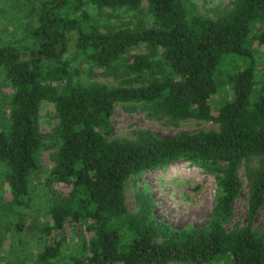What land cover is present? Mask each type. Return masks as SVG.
I'll list each match as a JSON object with an SVG mask.
<instances>
[{"label":"trees","instance_id":"1","mask_svg":"<svg viewBox=\"0 0 264 264\" xmlns=\"http://www.w3.org/2000/svg\"><path fill=\"white\" fill-rule=\"evenodd\" d=\"M28 1L36 21L25 32L29 46L0 45V78L12 89L8 121L0 127V184L12 204L27 206L33 175L41 170L37 155L47 150L52 167L43 185L67 182L72 189L47 206L36 254L18 237L21 249L10 264H264V234L253 229L264 205V91L251 99L256 64L247 47L264 45V0H232L215 18L190 13L185 0ZM142 1L148 28L105 29L101 19L77 13L89 6L141 14ZM141 44L148 54L129 56ZM231 56L246 65L225 69ZM86 68L106 74L119 68L133 78L129 87L87 83L80 78ZM44 102L55 107L58 120L47 144L38 132ZM117 104L175 122L213 121L218 128L167 138L139 130L132 141L109 140ZM180 162L216 180L204 227L176 230L157 221L143 193L136 195L139 212L127 210L129 178ZM240 167L249 183L247 220L227 231L241 193ZM15 224L23 233L24 225ZM67 224L76 229L73 246L65 238Z\"/></svg>","mask_w":264,"mask_h":264},{"label":"rangeland","instance_id":"2","mask_svg":"<svg viewBox=\"0 0 264 264\" xmlns=\"http://www.w3.org/2000/svg\"><path fill=\"white\" fill-rule=\"evenodd\" d=\"M232 0H185V5L190 13L198 16L215 18L217 12L227 6ZM141 14L126 13L118 9H104L101 13L89 6L82 10L92 17L101 19L105 29H119L124 27L150 26L149 17L146 14V2L140 3ZM31 3L28 0H0V45L15 44L18 48H27L30 40L25 38V32L29 26H36V21L29 13ZM102 29V30H105ZM257 30H254L255 36ZM256 69L254 75V93L251 99L264 91V45L256 41L251 46ZM161 53V51H159ZM146 45L141 44L132 48L130 55H146ZM70 56V52L67 53ZM26 59L28 56H25ZM232 57V56H231ZM233 62L225 64V69L243 68L247 61L238 57H232ZM73 65V64H72ZM80 78L87 83L102 84L108 87H129L128 77L121 69L113 74H106L101 69H84ZM133 86H138L133 84ZM12 95V89L3 85L0 78V127L8 121V99ZM216 100L212 102L215 105ZM132 105L117 104L113 115L110 117L109 140L132 141L136 131L144 130L158 138L172 137L181 133L194 134L199 131H216L217 123L186 119L171 121L166 117H153L144 110L128 109ZM38 118V132L47 144V138L51 136L57 125L55 107L49 103H42ZM51 152L40 150L38 161L40 171L33 175L30 183L31 196L27 206L12 204L9 189L5 183L0 184V264L15 263L16 253L21 249L18 237L24 239L23 247L32 256L38 249L39 233L37 227L45 221L46 208L54 198H65L72 189L70 183L43 185L47 171L52 167L49 158ZM252 168L256 167V161H250ZM5 174V168L0 164V178ZM241 183V193L233 203L232 217L225 224V230L244 226L248 213L249 183L243 176V168L237 173ZM124 196L127 210L134 214L139 212L136 201L137 193H143L152 201L151 215L157 221L176 230H194L206 225L214 204V196L217 188L215 178L202 170L180 162L164 169H155L129 178L126 182ZM15 223L24 225V232H15ZM32 226L33 228H30ZM253 229L258 234H264V205L259 210L253 222ZM65 238L72 245L74 230L69 224L65 226ZM264 236V235H263ZM160 241V240H158ZM73 246V245H72Z\"/></svg>","mask_w":264,"mask_h":264}]
</instances>
